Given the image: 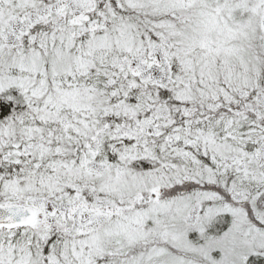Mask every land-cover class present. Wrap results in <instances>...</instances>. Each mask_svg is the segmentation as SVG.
Masks as SVG:
<instances>
[{"label":"snow or ice","instance_id":"1","mask_svg":"<svg viewBox=\"0 0 264 264\" xmlns=\"http://www.w3.org/2000/svg\"><path fill=\"white\" fill-rule=\"evenodd\" d=\"M0 264H264V0H0Z\"/></svg>","mask_w":264,"mask_h":264}]
</instances>
